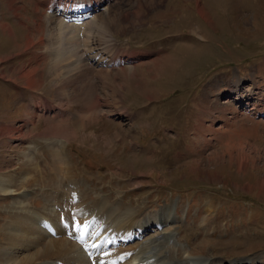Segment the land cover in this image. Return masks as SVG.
Listing matches in <instances>:
<instances>
[{
  "label": "rangeland",
  "instance_id": "1",
  "mask_svg": "<svg viewBox=\"0 0 264 264\" xmlns=\"http://www.w3.org/2000/svg\"><path fill=\"white\" fill-rule=\"evenodd\" d=\"M51 1L16 0V15L8 0H0V171L19 176L25 152L33 150L37 186L29 197L39 198L27 200L41 207L48 164L58 155L51 151L60 150L67 167L61 169L59 187L46 191L52 192L47 202L53 208L60 206L57 196L70 197L60 215L84 218L72 217L82 206L77 197L84 196V205L97 208L86 216L90 227L110 216L101 224L111 222L101 233L108 236L116 230L109 214L113 207L96 215L106 198L119 202L118 208L142 205L136 221L156 219L172 204L176 221L165 227L189 250L188 264L211 259L235 264L258 255L264 260V114L253 108H264V0H111L108 10L96 14L100 22L90 24L84 41H67L68 34L50 44L58 51L55 63V51L48 48L50 38L60 36H49ZM92 34L93 53L105 52L107 60L112 54V64L78 62L76 54ZM107 34L114 44L104 51ZM74 44L80 46L73 52ZM54 64L57 84L75 78L64 94L54 83L57 76L48 74ZM35 66L38 84L32 89L20 75ZM63 66L70 73L61 71ZM235 80L240 84L232 85ZM14 86L26 89L28 97L21 94L26 106ZM94 100L100 106L96 101L90 108ZM29 107L35 122L30 127ZM105 111L121 113L102 116ZM84 115L91 118L84 126H63L64 116L75 122ZM12 123L11 130L3 127ZM2 194L0 250L9 218L3 208L14 200ZM97 197L103 200L98 203ZM125 212L117 218L127 217ZM155 235L159 231L151 230L125 244L137 249L129 258L142 246L158 250L159 241H151Z\"/></svg>",
  "mask_w": 264,
  "mask_h": 264
},
{
  "label": "bare ground",
  "instance_id": "2",
  "mask_svg": "<svg viewBox=\"0 0 264 264\" xmlns=\"http://www.w3.org/2000/svg\"><path fill=\"white\" fill-rule=\"evenodd\" d=\"M8 1H9L10 9L13 10L14 14L16 13V15H18L17 10L19 8L16 5H13V3L16 0H8ZM102 1L103 0H92V1L89 0L88 3H86L82 9H85V8L90 9L92 7H96L97 4L98 3L100 4ZM56 4H58V0H52L50 2V5H49L50 7L48 9V14H50V15H47V18H46L48 26L51 24L50 25L51 28L49 29V36H52L54 32L60 36V37H57L56 35H53L50 38V40H52V42L49 43L50 48H48V49L49 50L52 49L56 52V53L53 52L54 55H52V58L54 59V63L57 62V60H58V57H57L58 51L53 49L52 45H50V44H53V46H54V40H58V41L63 42V41H65V39L62 38V35H68L69 34L72 37H68L66 39L67 41H71V40H80L81 41V38H84L83 39V41H84L87 37L88 31L90 30V24L97 26V21L100 22V19H101V18L99 19L97 15H96L97 17L96 16L94 17L91 15H87V13H86L83 15H77L76 14V18H71V19H68L66 17L60 18L58 23H57L56 20L59 18V16H57L56 14L58 12H60L61 10L59 9L56 11V10H53L51 8V6H55ZM63 6L65 8L64 12H67L69 9V6L68 5H63ZM87 16L89 19L84 21V19ZM102 16H106V15H102ZM38 26L39 27H37V28H39V30L41 29V31H40L41 33L39 32L40 33V42L44 43V40L42 38V34L44 32L43 31L44 29L42 28L43 26L42 27L40 25H38ZM87 29H89V30H87ZM111 35L112 34H107L105 36L104 39H106V44L104 46V49H102V50L105 51L106 48H108L109 46H112L114 44V42H112V40H114V39ZM92 38H93V34L90 35L89 41H87V42L85 41L86 45L83 44V47L81 48L82 53L76 54L79 56V61L78 60L77 61L78 62H81V61L86 62V64H87L90 61L94 60V61H98V63H101L102 65H104V63L112 64L114 62V58L111 57L107 60V58L105 59L102 56L101 52L100 53L99 52L93 53L94 49H92L93 47L91 44ZM108 39H109V42L107 41ZM77 42L78 41H76V44H77ZM88 45H89V47H88ZM78 46H80V45H77V46L75 44L71 45L72 48L70 51L74 52V50H76V47H78ZM116 50H118V49H116ZM92 54H95V55H92ZM92 64H94V63H92ZM101 64H100V67H102ZM108 64H106V65H108ZM57 65H58V63H57ZM57 65L54 64L53 66L50 67L49 72H48L49 75L55 74L57 76V74L55 72L58 70V68H56ZM106 65H104V67ZM36 66L33 69H30L28 72H21L22 74L20 73L21 78H26V81H24L25 82L24 84L27 87H30L32 89L33 88L37 89V87H35V86L38 84L37 67ZM93 66H95V65H93ZM109 68H110V66H109ZM103 69H105V68H103ZM63 70H65L66 73L67 72L70 73V67L69 66L68 67L63 66V69L61 71H63ZM98 70H97V73H98ZM61 71L59 70L58 72H61ZM104 71H108V69L107 70L105 69ZM58 78L59 77L57 76L53 80H54V83L58 87V90L61 94H64L66 92L67 87H68L67 86L68 83H71L70 81L75 80V78L69 77L65 81L63 80V82H65V83H62L61 85H59L56 82V79H58ZM233 83L235 84V86H237L238 84H240V81L235 80ZM239 99H241V98L236 97V100H239ZM96 101L98 102V105H99V103H100L99 100H94L92 105L90 106V108H93L94 105L96 106V104H97ZM228 102H229V100L223 101V103H225V104H227ZM238 103H240V102H238ZM217 104H219V101ZM253 108H256V110L254 112L256 115L257 114L258 115L264 114V108H259L258 106H254ZM30 111H31V109L29 107V109L27 111V115H26L27 119H28L27 123L30 124L29 127L31 126V124H32V126L35 125L34 124L35 122L32 120L33 117L31 116L32 111L31 112ZM90 116H92V115H90ZM88 117L86 118L85 115L80 116L77 119L78 121H75V122L71 118H67L64 120L63 126H68V124H69L73 128H76V127L79 128L81 125L84 126L86 124L87 120L91 119ZM92 120H93V118H92ZM29 121H30V123H29ZM13 124L14 123H12L11 125L7 124V125H4L3 127H5V129H7V130H11L10 127L15 126ZM17 130H18V128H17ZM45 131L46 132H43V134H41V135L44 136V135L48 134V132L50 130L48 128ZM18 135H22V134H18ZM24 135L26 136L28 134L24 133L23 136ZM10 136L13 137L15 135H10ZM29 140L35 141V138L29 139ZM206 142H207V140L204 139L203 145ZM64 143H65V141H64ZM62 144L63 143H61V145ZM59 151L60 150L55 151L54 149L51 151L52 154L54 152H56L58 155L55 156L54 159H52L53 162L51 164H48L49 168H47V170L49 172V174H48L49 175V182H48V185H46L47 187L43 191V193H45V194L41 195L45 199V203L41 207L32 205L31 202H28V200H27V199H29L30 194H35V187H32V185L33 184L36 185V181H34L35 180L34 178H37V177H33V172L35 171V162H34L35 159L32 156L33 150H30V152H25L26 153L25 154L26 155L25 156L26 161L24 162L25 164H24L23 168H21L22 169L21 172H19V176H17L16 174L15 175L11 174V175L7 176V175H5L4 171L3 172H2V170L0 171V195L2 193H4L2 195L14 197V200L11 203L7 204L8 205L7 207L3 208L4 211L7 212V214H9V218L7 219L6 223L2 227L3 234H4V241L2 242V248L0 250L1 264H60L61 262H63L61 264H91V263L95 264V263H93V261H95V260H97L96 264H139L141 261H144V260H148V261L152 260V264H188L187 258L189 255H191V254H189V250L185 251L184 247L182 246V243L175 240V237H173L171 233H170V235H168L169 233L167 231H169V230H166V227H165L166 225L176 221V218H175L176 214H174L175 207L173 208L172 204H168L166 207H164L163 210L159 212L160 216H158L156 219H154L153 217H150V219H145L148 217V216H146V217L142 218L141 220L138 219V221H136L135 220L136 217H138L139 214L143 211V210L142 211L139 210V209L143 208L142 205L139 204L136 206L135 209L130 210V209H126L125 206L127 207V205L122 203V206L120 208H118L115 204H117L119 202L115 201V202L110 203L108 198H106L102 202L101 200H103V199L97 197V200H98L97 202L99 203L101 201V203H99L100 208L98 210V213L96 212V215L100 214L101 212H106V209L108 207H113L112 210L109 211L110 212L109 214L113 217V219H112L113 222H117V224L115 223L116 226L114 225L116 230H114L115 232L114 233L112 232L108 236L107 235L102 236L101 233L109 227L108 224H110L111 222L108 224L104 223V225H102V226H101V224L103 223V221L106 218L110 219V216H106L105 218H103L102 222L95 224L94 226L92 225L93 227L92 226L90 227V225H91V223H89L90 218L87 219L86 216L91 213V211L89 213V209L92 210V209H97V208H95V206L84 205L85 204V202L83 201L84 196L81 197L79 195L77 197V200H80V204L82 206L77 207L75 209L73 215H72V217L77 216L80 218V217L84 216V218L82 217L80 219H77V218L71 219V218L66 217V215L65 216L60 215L61 210L59 209V207L62 206L67 200H69L70 197L69 196L66 197V195H64L65 197L57 196L58 197L57 200L59 201L60 206H58V207L56 206L58 203L57 202V203L53 204V205H55V208H53V207H51L52 203L49 204L47 202L48 200H51V201L53 200L51 198H48V197H53V196H51L52 192L46 193V191H48V186L55 187V188L58 186V182H59L58 177H60V175H61L60 174L62 172L61 169L63 170L67 167L65 157L61 153H58ZM59 157L61 158V160L59 159ZM70 169L71 168H69V170ZM40 174H41V172H40ZM62 181H64V179ZM79 191H80V189H79ZM72 199H73V197H72ZM35 200H36V198H35ZM114 207H116V208H114ZM61 209H63V208H61ZM124 211H126L125 214L127 215V217H123V215H121L117 218L116 214H123ZM138 212H140V213H138ZM69 213L71 214L70 211L68 212V214ZM143 219H145V220H143ZM105 221H107V220H105ZM77 222L80 223V226H79V229L76 230L74 228V225ZM70 223H71V227H73V228H70ZM153 226H155V228H153ZM96 228H98V229L96 230ZM72 229H73L72 235L76 234V239H77L76 241L68 235V233ZM151 230H155V233L156 232L158 233V231H159V235H157V238H156V235L154 236L155 240H154V238H151V241H159L158 242L159 243V249L157 248L158 250H155V252H152V250L146 249V246H142L139 249V251L137 253H135V255L133 257L129 258V256H131L130 252H135L134 251L135 248L133 247L131 249H126L124 247V245L129 243L132 240V238L133 239L139 238L142 235L146 234V232L151 231ZM88 235H90L89 237L91 238L89 243L84 241L85 237H87V239H90L88 237ZM169 236L173 237L174 240L169 239ZM82 241H83V243L87 244V251H88L89 255H87L88 253L86 251H84L83 248L78 243V242H82ZM118 242L121 245V247L115 246L116 243H118ZM98 244H99V246H97ZM156 246H158V245H156ZM18 248H22V251H19L18 254L16 255L15 250L18 251ZM96 248L99 249V254L94 253L96 251ZM27 250L30 253H28ZM135 250H137V249H135ZM24 251L27 252V253L25 252L26 255L23 254ZM149 252H151V253H149ZM21 253L23 254L22 256H21ZM91 254H93V256H91ZM184 255H186V256H184ZM49 256H51V257H49ZM54 259L56 261H54ZM262 261L264 262L263 257L258 255V256H254L248 260L239 261L238 263H235V264H261ZM232 263H234V262H232ZM203 264H223V263H218V262L216 263L215 260L211 259L209 262H205Z\"/></svg>",
  "mask_w": 264,
  "mask_h": 264
},
{
  "label": "snow or ice",
  "instance_id": "3",
  "mask_svg": "<svg viewBox=\"0 0 264 264\" xmlns=\"http://www.w3.org/2000/svg\"><path fill=\"white\" fill-rule=\"evenodd\" d=\"M77 227H79V225H77Z\"/></svg>",
  "mask_w": 264,
  "mask_h": 264
}]
</instances>
